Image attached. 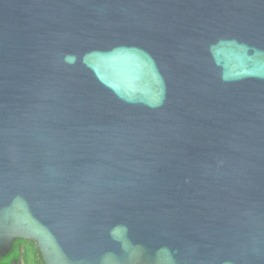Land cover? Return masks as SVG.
<instances>
[{
  "label": "water",
  "instance_id": "water-1",
  "mask_svg": "<svg viewBox=\"0 0 264 264\" xmlns=\"http://www.w3.org/2000/svg\"><path fill=\"white\" fill-rule=\"evenodd\" d=\"M264 264V0H0V258Z\"/></svg>",
  "mask_w": 264,
  "mask_h": 264
},
{
  "label": "trees",
  "instance_id": "trees-1",
  "mask_svg": "<svg viewBox=\"0 0 264 264\" xmlns=\"http://www.w3.org/2000/svg\"><path fill=\"white\" fill-rule=\"evenodd\" d=\"M0 264H44L32 241L17 239L10 251L0 258Z\"/></svg>",
  "mask_w": 264,
  "mask_h": 264
}]
</instances>
